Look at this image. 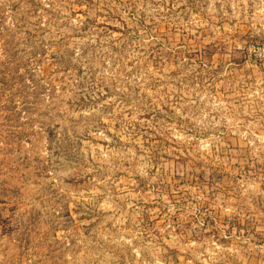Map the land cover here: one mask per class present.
<instances>
[{
  "label": "rangeland",
  "instance_id": "1",
  "mask_svg": "<svg viewBox=\"0 0 264 264\" xmlns=\"http://www.w3.org/2000/svg\"><path fill=\"white\" fill-rule=\"evenodd\" d=\"M0 264H264V0H0Z\"/></svg>",
  "mask_w": 264,
  "mask_h": 264
}]
</instances>
